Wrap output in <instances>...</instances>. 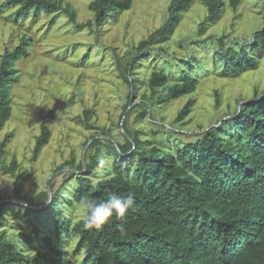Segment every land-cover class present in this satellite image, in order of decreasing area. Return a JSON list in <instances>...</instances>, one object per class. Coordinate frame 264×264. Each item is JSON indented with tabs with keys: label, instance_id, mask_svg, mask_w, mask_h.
Here are the masks:
<instances>
[{
	"label": "rangeland",
	"instance_id": "374dc122",
	"mask_svg": "<svg viewBox=\"0 0 264 264\" xmlns=\"http://www.w3.org/2000/svg\"><path fill=\"white\" fill-rule=\"evenodd\" d=\"M60 1L75 13L76 22L65 9L54 22L53 14L34 10L18 17V5L0 0V61L6 48L24 45V41L28 51L14 61L17 78L10 84L12 115L0 131V142L12 135L0 157V200L8 203L0 228L18 249L34 253L47 247L37 239L24 242L20 233L34 235L37 224L70 253L75 264H91L79 246V235L69 233L56 239L54 220H38L23 199L14 197L16 178L3 164L17 158L18 171L33 170L23 193L46 190L49 199L56 194L57 213L74 224L84 213L78 202L67 200L83 177L89 176L79 166L90 162L96 137L102 139L98 159H109L111 168L99 169L95 163L94 180L113 175L117 160L126 175L137 179V160L130 159L131 153L121 157L116 150L128 139L125 128L142 139L143 148L157 145L174 153L213 127L238 142L241 135L234 117L245 102L264 97V49L252 44L254 32L264 23V0H239L236 6L224 0L219 17L208 22L206 4L194 0L166 40L154 39L141 53L140 41L164 24L171 0H133L129 9L107 16L102 24L96 22L90 7L93 0ZM89 20L91 25H79ZM220 39L227 46H245L257 57V66L228 74L219 53ZM159 70L169 80L153 91L150 76ZM187 74L198 78L196 90L160 102V95ZM190 99V114L178 120ZM44 123L51 136L35 158L36 138Z\"/></svg>",
	"mask_w": 264,
	"mask_h": 264
},
{
	"label": "trees",
	"instance_id": "16d2710c",
	"mask_svg": "<svg viewBox=\"0 0 264 264\" xmlns=\"http://www.w3.org/2000/svg\"><path fill=\"white\" fill-rule=\"evenodd\" d=\"M208 8L205 21L216 20L224 0H203ZM18 5V17H27L32 10L53 14L52 22L65 9L73 22L75 13L64 7L60 0H8ZM194 0H171L169 16L162 26L147 39L140 41L138 53L154 39L164 41L182 13ZM236 6L239 0H231ZM133 0H93L90 4L96 22L102 24L106 17L129 9ZM91 20L80 26L91 25ZM219 53L225 60V71L235 74L246 68H255L257 57L245 46H227L220 39ZM6 48L0 61V131L12 115L10 84L17 78L14 61L28 53L26 45ZM253 46L264 49V23L254 32ZM168 74L153 71L149 85L154 91L168 83ZM127 81H132L127 78ZM198 78L187 74L170 85L159 101L178 98L196 90ZM131 95L129 96V102ZM126 104V108L129 106ZM146 105V103H143ZM193 100H188L178 113L183 120L192 110ZM241 135L238 142L226 139L221 130L213 127L201 137L191 141L176 153L153 145L143 148V141L125 128L128 137L116 149L121 157L133 156L137 179L124 173L123 163L115 161V173L94 180L93 165L101 154V137H96V151L89 163L79 168L88 174L75 187L69 204L79 202L82 196L96 203L107 200L110 193L132 195L134 205L123 219L113 215L102 228L85 227L84 218L71 224L57 213V196L48 198L46 190L33 195L23 193L33 170L18 171L19 162L13 158L3 168L15 176L14 197L23 199L38 220L53 219L56 239L64 234L79 235L91 264H264V97L245 102L233 119ZM11 134L0 142L3 155ZM51 136V129L43 124L36 138V158ZM133 150V151H132ZM129 159V160H130ZM131 164V162H130ZM7 202L0 200V220ZM122 226V227H121ZM34 235L21 232L24 242L37 239L46 250L34 253L17 248L0 228V264H75L70 253L47 233L34 225Z\"/></svg>",
	"mask_w": 264,
	"mask_h": 264
},
{
	"label": "clouds",
	"instance_id": "9594fccd",
	"mask_svg": "<svg viewBox=\"0 0 264 264\" xmlns=\"http://www.w3.org/2000/svg\"><path fill=\"white\" fill-rule=\"evenodd\" d=\"M97 167L110 170L111 161L102 156L98 159ZM133 205L134 197L132 195L120 196L115 193H110L109 198L100 203H96L87 196H82L78 202L79 208L84 213L85 227L96 229L109 223L113 215L118 219H123Z\"/></svg>",
	"mask_w": 264,
	"mask_h": 264
}]
</instances>
